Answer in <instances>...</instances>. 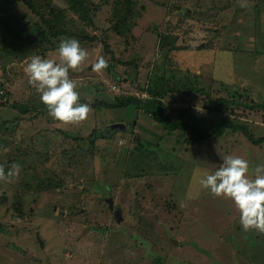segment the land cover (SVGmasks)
Returning <instances> with one entry per match:
<instances>
[{"label": "rangeland", "instance_id": "rangeland-1", "mask_svg": "<svg viewBox=\"0 0 264 264\" xmlns=\"http://www.w3.org/2000/svg\"><path fill=\"white\" fill-rule=\"evenodd\" d=\"M50 1L65 9L74 25L83 23L68 11L66 0ZM241 2L136 0L140 16L130 41L145 53V64L162 58L151 30L159 28L179 44L166 65L171 69L168 85L178 87L197 74L193 86L204 91L182 87L168 92L177 120L214 126L219 114L208 103L209 91L230 98L224 115L246 124L258 138L264 136V108L251 106L264 105V0H246V8ZM11 10L34 16L22 4ZM110 16L105 3L92 15L87 31L97 40L81 44L89 58L73 79L80 101L90 104L115 102L130 88L114 80H124L126 66L118 65L113 76L91 68L98 57L108 58L103 43L122 60L130 54L109 28ZM34 54L26 47L15 56L0 51V89L7 97L0 105V124L5 122L0 165L21 147L20 169L24 167L11 183L0 181V264H264V234L244 231L234 202L212 196L199 183L228 155L248 160V175L254 178L255 167L264 164V141L255 144L240 130H226L206 144L177 148L176 131L142 113L136 117L130 107L91 106L89 118L79 126L61 124L49 116L24 71ZM57 56L54 51L48 58ZM144 66L141 80L148 73ZM14 103L27 110L21 112ZM118 124L125 127L120 132L114 128ZM46 177L62 185L23 191L26 183L34 188ZM107 199L121 209L123 219H114ZM149 228L159 245L143 237Z\"/></svg>", "mask_w": 264, "mask_h": 264}, {"label": "trees", "instance_id": "trees-1", "mask_svg": "<svg viewBox=\"0 0 264 264\" xmlns=\"http://www.w3.org/2000/svg\"><path fill=\"white\" fill-rule=\"evenodd\" d=\"M66 2L68 4V11L78 15L83 21L82 24L77 23L74 25L71 17L68 16L71 20L67 19L66 10L56 7L57 5H54L50 0H0V51L15 56L21 52L23 47H26L28 50H33L34 55L48 58L54 51H57L58 44L62 39L75 38L80 44H84L86 41H92L93 39L97 40V36L89 34L87 27L90 25L93 26L92 15L95 14L96 10L104 3L109 4L111 11L109 28L114 29L122 38L121 42L129 46L130 54L126 60H122L115 55L107 43H103L104 53L108 57L106 59L108 61L106 71L110 76H113L112 70L118 67V65L126 66L124 80L118 77H114V80L118 83L127 82L130 88L125 89L126 94H123L124 97L116 98V101L112 103L95 101L90 104L85 100L80 101L81 103H89L95 109L101 106L110 109L130 107L135 110L136 117L139 113H142V115L153 119L156 123H162L167 131H176V140L179 144L177 148L186 149L192 145L206 144L211 138L223 134L226 130H240L250 142L255 144H260L264 141V136L254 138L249 133L246 124L236 121L233 122L232 119L224 115L226 105L232 102L230 98L223 95H214L209 91L205 92L208 103L209 105H216L215 109L218 110L219 114L214 126L201 128L196 124H189L186 121H180L175 118V110L172 108V102H168L167 100L168 92L173 93L179 91L182 87L186 91H192L194 89L204 90L203 88H194L193 86L197 74L190 80L188 78L183 79L178 87L168 85L167 72H170L171 69L168 70L166 65L167 63H171L169 54L172 50H179V44L175 38H170L171 35L169 33L163 32L159 28L151 29L159 40L157 47L161 50L162 58H153L145 64V53H141L136 48L133 49L130 39L134 38L133 29L135 28V21L140 16V9L135 7L136 0H66ZM18 4L25 5L34 16L29 17L26 12L14 13L11 7ZM165 27L168 28V26ZM100 42L103 41L100 40ZM165 47H167L166 50H164ZM58 59L59 57L57 56V59L54 60ZM144 65L148 66V73L145 79L141 80L142 76L140 72L141 67H145ZM76 74V72L70 71V77L72 79L76 78ZM4 96V90L0 89V99L4 101L2 102L0 100V105L6 104L7 102V97ZM14 106H17L21 112L27 110L26 106H20L18 104ZM253 107L264 108V105L256 104L255 106H251V108ZM37 115V113L34 114V116ZM134 121L136 123L135 119ZM123 125L125 126V124ZM135 125L137 126V123ZM127 126H131V124L127 123ZM2 127L5 128V122L0 124V128ZM116 130V132L121 131L120 128ZM111 133L113 132L111 131ZM102 135L108 136L104 132ZM90 141L92 142L93 140L90 138ZM155 144L154 146L159 148L158 144ZM15 151L16 155L13 159L1 164L5 167L6 172L12 164L21 165L23 163L21 147H17ZM21 167V171H23L24 167ZM41 179V181L34 182L36 185L34 188L30 183H26V186L22 187L23 191H31V189L42 191L44 189L57 188L62 185L60 183L51 184V179L49 178L48 180V177ZM153 229H143V237L155 245H159L160 241L155 236L156 234ZM0 231H3L1 225Z\"/></svg>", "mask_w": 264, "mask_h": 264}, {"label": "clouds", "instance_id": "clouds-1", "mask_svg": "<svg viewBox=\"0 0 264 264\" xmlns=\"http://www.w3.org/2000/svg\"><path fill=\"white\" fill-rule=\"evenodd\" d=\"M240 7H248L246 0L240 3ZM57 52L58 60L38 55L31 57L24 71L29 83L40 94L49 116L61 124L79 126L89 118L92 108L89 103L80 102V93L70 71H82L89 52L75 38L62 39ZM107 67L108 61L103 56L91 65L97 73ZM249 168L248 160L228 155L217 170L206 173L199 183L212 196L234 202L244 231L255 230L264 234V164L255 167L254 178L249 177ZM20 170L19 164H12L7 172L0 165V181L11 183L19 176Z\"/></svg>", "mask_w": 264, "mask_h": 264}, {"label": "water", "instance_id": "water-1", "mask_svg": "<svg viewBox=\"0 0 264 264\" xmlns=\"http://www.w3.org/2000/svg\"><path fill=\"white\" fill-rule=\"evenodd\" d=\"M110 128L111 127L109 126V128H107V129H110ZM114 128H120L122 130L124 127L122 125L118 124V125H115ZM107 202H108L109 209H113L112 199H107ZM113 217L116 221L123 219V217L121 216V209L120 208H115V210L113 211Z\"/></svg>", "mask_w": 264, "mask_h": 264}, {"label": "flooded vegetation", "instance_id": "flooded-vegetation-1", "mask_svg": "<svg viewBox=\"0 0 264 264\" xmlns=\"http://www.w3.org/2000/svg\"><path fill=\"white\" fill-rule=\"evenodd\" d=\"M108 203V202H107ZM112 211H114L115 210V208H114V205H113V209H111Z\"/></svg>", "mask_w": 264, "mask_h": 264}]
</instances>
